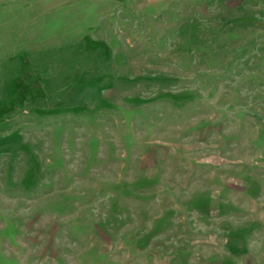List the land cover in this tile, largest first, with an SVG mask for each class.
Segmentation results:
<instances>
[{
	"label": "rangeland",
	"instance_id": "obj_1",
	"mask_svg": "<svg viewBox=\"0 0 264 264\" xmlns=\"http://www.w3.org/2000/svg\"><path fill=\"white\" fill-rule=\"evenodd\" d=\"M0 264H264V0H0Z\"/></svg>",
	"mask_w": 264,
	"mask_h": 264
}]
</instances>
